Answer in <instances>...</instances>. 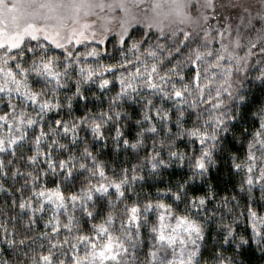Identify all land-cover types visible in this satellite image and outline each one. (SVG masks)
<instances>
[{
	"label": "snow or ice",
	"instance_id": "obj_1",
	"mask_svg": "<svg viewBox=\"0 0 264 264\" xmlns=\"http://www.w3.org/2000/svg\"><path fill=\"white\" fill-rule=\"evenodd\" d=\"M217 7L0 0V193L49 212L0 264H264V0Z\"/></svg>",
	"mask_w": 264,
	"mask_h": 264
},
{
	"label": "trees",
	"instance_id": "obj_2",
	"mask_svg": "<svg viewBox=\"0 0 264 264\" xmlns=\"http://www.w3.org/2000/svg\"><path fill=\"white\" fill-rule=\"evenodd\" d=\"M235 27V26H234ZM241 31H244L243 29H241ZM110 47V45H109ZM216 47L218 48L219 45H216ZM243 51L240 52V55H243ZM189 76L192 74L191 72L188 73ZM254 74V73H253ZM254 95L256 97H258V99L253 101L252 104V110H255V107L260 104L262 101H264V95H261L260 92L258 90H254ZM249 119H251L250 113H249ZM103 159H110V156L106 153L103 157ZM125 157L123 156V154L121 155V159H124ZM221 175V174H218ZM222 175H224V177L226 178V173H222ZM213 179H216V176L213 177ZM23 182L22 178L13 182L11 180L8 181V184L14 185L15 187H19V185ZM146 190H148L146 188ZM5 200L9 201V206L5 205ZM5 213H7L8 217H11L13 215H15L17 217L16 220L12 221L9 219V228L11 229L12 225L15 224V227L17 229V231L19 233H22L24 235L27 236H31L34 240L35 243L32 244L31 246L37 251H46L48 248V242L46 238H42L38 235L39 232H43V231H47V229L44 228V219L47 218V216L49 215V212H46L44 214V217L41 219L37 220V223L35 225H31L30 227H28V213L27 211H21L19 208H11L10 207V198L5 196L3 193H0V223H2L5 219ZM65 233L62 231L61 232V236H63ZM31 243V242H29ZM43 244L44 248L41 249L40 245ZM15 259L16 257L14 256H10V250L8 252L5 253H0V259ZM249 264H261L260 261H258L254 256H249Z\"/></svg>",
	"mask_w": 264,
	"mask_h": 264
},
{
	"label": "rangeland",
	"instance_id": "obj_3",
	"mask_svg": "<svg viewBox=\"0 0 264 264\" xmlns=\"http://www.w3.org/2000/svg\"><path fill=\"white\" fill-rule=\"evenodd\" d=\"M223 3L225 5L224 8L219 7V5ZM231 3H237V4H244L245 6L251 5L253 9L257 7V0H217V10L221 13V16L229 15L231 14L233 17V27L236 25V14L237 9L231 8Z\"/></svg>",
	"mask_w": 264,
	"mask_h": 264
}]
</instances>
